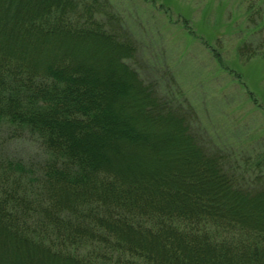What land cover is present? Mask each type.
Returning a JSON list of instances; mask_svg holds the SVG:
<instances>
[{"label":"trees","instance_id":"16d2710c","mask_svg":"<svg viewBox=\"0 0 264 264\" xmlns=\"http://www.w3.org/2000/svg\"><path fill=\"white\" fill-rule=\"evenodd\" d=\"M135 53L109 0H0V130L47 156H0V264H264L263 169L207 152Z\"/></svg>","mask_w":264,"mask_h":264},{"label":"rangeland","instance_id":"374dc122","mask_svg":"<svg viewBox=\"0 0 264 264\" xmlns=\"http://www.w3.org/2000/svg\"><path fill=\"white\" fill-rule=\"evenodd\" d=\"M109 2L136 46L126 62L159 95L193 106L190 128L205 150L264 173V0ZM0 156L47 157L36 135L8 126Z\"/></svg>","mask_w":264,"mask_h":264}]
</instances>
